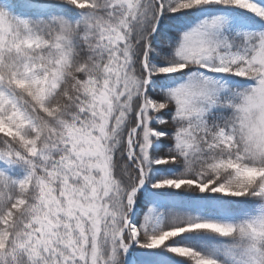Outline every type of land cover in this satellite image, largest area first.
Returning a JSON list of instances; mask_svg holds the SVG:
<instances>
[{
  "label": "snow or ice",
  "instance_id": "6c2138e0",
  "mask_svg": "<svg viewBox=\"0 0 264 264\" xmlns=\"http://www.w3.org/2000/svg\"><path fill=\"white\" fill-rule=\"evenodd\" d=\"M0 264H264V0H0Z\"/></svg>",
  "mask_w": 264,
  "mask_h": 264
}]
</instances>
